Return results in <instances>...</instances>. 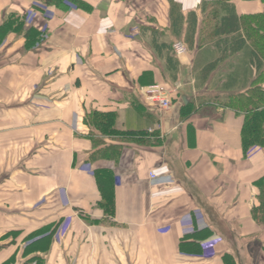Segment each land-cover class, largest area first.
I'll list each match as a JSON object with an SVG mask.
<instances>
[{"label":"crops","instance_id":"1","mask_svg":"<svg viewBox=\"0 0 264 264\" xmlns=\"http://www.w3.org/2000/svg\"><path fill=\"white\" fill-rule=\"evenodd\" d=\"M82 1L0 0L24 19L0 42V264H264V147L223 104L264 90L262 0Z\"/></svg>","mask_w":264,"mask_h":264},{"label":"trees","instance_id":"2","mask_svg":"<svg viewBox=\"0 0 264 264\" xmlns=\"http://www.w3.org/2000/svg\"><path fill=\"white\" fill-rule=\"evenodd\" d=\"M65 1L83 9H90V6L82 0H44V3L62 7ZM218 1L224 2L229 0ZM262 2L264 4V0ZM243 21L247 36L251 40L253 47L264 60V12L247 16ZM23 24V16L18 14L8 15L0 25V42L9 31L20 30ZM31 32V30H27L26 34L30 35ZM249 90L247 94L245 93L242 96H235L228 99L231 103L230 106L245 112L241 129V141L244 151L253 145L264 147V90L260 85H255ZM84 121L87 125L94 127L103 134L117 133L114 126L115 117L112 113L94 111L87 115ZM116 152L119 153V149ZM257 186L259 190L257 197L258 205L253 207L252 216L259 225L264 227V177L257 182Z\"/></svg>","mask_w":264,"mask_h":264},{"label":"built area","instance_id":"3","mask_svg":"<svg viewBox=\"0 0 264 264\" xmlns=\"http://www.w3.org/2000/svg\"><path fill=\"white\" fill-rule=\"evenodd\" d=\"M32 15L33 16H30V22L33 21V18L35 17V12L34 13L32 12ZM40 30L45 31V28L41 26ZM173 48L179 54H182L186 51L185 46L179 42L174 43ZM143 92H144V99L147 103L151 105H155L160 109H167L171 106V99H170L171 92L163 85L159 83L148 85L143 89ZM149 178L151 181H156L157 175L153 171H150Z\"/></svg>","mask_w":264,"mask_h":264},{"label":"rangeland","instance_id":"4","mask_svg":"<svg viewBox=\"0 0 264 264\" xmlns=\"http://www.w3.org/2000/svg\"><path fill=\"white\" fill-rule=\"evenodd\" d=\"M226 104V105H230L231 103H230V100H228V99H226V100H224V102H223V104Z\"/></svg>","mask_w":264,"mask_h":264}]
</instances>
